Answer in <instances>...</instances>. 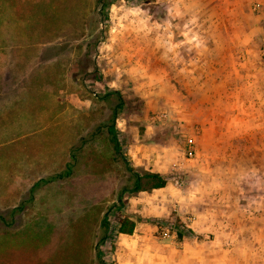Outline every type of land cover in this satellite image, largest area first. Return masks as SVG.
I'll return each mask as SVG.
<instances>
[{
  "label": "rangeland",
  "instance_id": "374dc122",
  "mask_svg": "<svg viewBox=\"0 0 264 264\" xmlns=\"http://www.w3.org/2000/svg\"><path fill=\"white\" fill-rule=\"evenodd\" d=\"M101 1L106 16L97 0H0V264H98L90 244L116 264V217L151 218L152 195L175 204L153 218L210 241L206 264H264L252 244L264 227V0ZM208 63L231 79L203 96ZM112 115L136 171H153L157 149L168 167V190L125 191L120 209L131 179L99 127ZM71 151L69 175L33 186Z\"/></svg>",
  "mask_w": 264,
  "mask_h": 264
},
{
  "label": "crops",
  "instance_id": "0c3cea01",
  "mask_svg": "<svg viewBox=\"0 0 264 264\" xmlns=\"http://www.w3.org/2000/svg\"><path fill=\"white\" fill-rule=\"evenodd\" d=\"M215 56V53H213ZM221 57H232L230 53H224ZM220 57V58H221ZM229 62V61H228ZM227 69L230 71L229 63H226ZM223 72L215 65V63H208L202 70V74L198 78V87H203L202 95L206 96V90L215 89L221 84H225L231 79V76L223 75ZM223 76V77H222ZM165 154L160 150H155L151 153L153 160V170L161 174L167 172V164L163 163ZM216 188V185H215ZM168 190V183L162 188L153 189V191H166ZM153 194V193H152ZM236 194V193H234ZM231 196L232 194L229 193ZM153 199H149L154 209L153 213L147 214L146 217L168 218L170 210L158 208L160 205H168V202L173 206L174 202L168 196L158 198L152 195ZM151 195L148 197L151 198ZM214 196L218 199L225 197V190L215 189ZM155 198V199H154ZM181 219L182 217L178 215ZM258 218H261L259 216ZM183 220V219H182ZM193 232V238L190 239H177L172 233L169 236H162L158 234L159 226L147 222H134V228L131 234H119L117 244V263L116 264H206L204 259V251L210 241L196 240L197 235H201L200 229L194 228L191 224L188 226ZM253 233H255V240L258 234L263 235V239H257L253 244L254 249L263 250L264 262V227L262 225L256 226Z\"/></svg>",
  "mask_w": 264,
  "mask_h": 264
},
{
  "label": "trees",
  "instance_id": "16d2710c",
  "mask_svg": "<svg viewBox=\"0 0 264 264\" xmlns=\"http://www.w3.org/2000/svg\"><path fill=\"white\" fill-rule=\"evenodd\" d=\"M97 3L99 5L98 13H103L104 9L107 8V4L102 2L101 0H97ZM104 16L106 14L103 13ZM113 116L111 117L110 121H107V123H101L99 127L104 128L105 133H106V138L108 140V144L110 146V150L113 152V154L118 157V163L121 164V168L123 171L128 175V177L131 179V184L129 187H121L119 193L117 194V203L120 205L115 206L113 205L116 209H120L123 206V201L121 194L125 191L127 192H138V191H150L152 189H158L162 188L165 183H166V176L164 174L154 172V171H147V170H142V171H136L135 168L129 163L128 159L125 157V153L120 151L122 145L120 144L119 138L116 136L117 132L114 128L113 125ZM92 139V137H90ZM79 141H83V137H80ZM107 162H110V159H107ZM76 161V155L71 151L69 154V161L66 162L65 168L60 171L59 173L49 175L45 178L38 179L33 186H36L38 184H44L47 182H51L57 179H61L63 177H66L72 172V168H74V163ZM107 163V164H108ZM31 192L32 188L29 189V197L28 200H30L31 197ZM23 204V202L21 203ZM16 209H13L11 211H19L20 208L15 207ZM115 226L114 229L111 231L114 236L117 234H131L133 228H134V222L130 219V215L127 213H122L118 215L115 219ZM138 221L145 220L146 222H150L152 224H155L157 226L164 225L165 227L168 228V231L173 233L177 239H188L190 236L193 234L192 230L184 225L177 217L173 219H165V220H158L156 218H144L142 219L139 217L137 219ZM78 221V222H77ZM81 219H76L75 220V227L77 226V223L80 224L81 226ZM68 223L61 224L57 227H52V229L55 231L56 228L60 227L59 229H62V231H65V227L68 226ZM49 228V227H48ZM48 228H45L43 230H47ZM110 229L109 221L107 219V215L104 214L99 222V226L97 229V239L99 240H106L108 239V232ZM40 230V231H43ZM39 231V232H40ZM46 232V231H44ZM88 251H93V257L97 260L98 264H103V260L100 257V254L98 252L97 246L94 244H90L89 247L87 248ZM75 264H85L84 261L76 259Z\"/></svg>",
  "mask_w": 264,
  "mask_h": 264
},
{
  "label": "built area",
  "instance_id": "2783aa9c",
  "mask_svg": "<svg viewBox=\"0 0 264 264\" xmlns=\"http://www.w3.org/2000/svg\"><path fill=\"white\" fill-rule=\"evenodd\" d=\"M185 153V156L190 158L193 156V153H194V150H193V147H192V141L191 140H188V143H187V146H186V149L184 151ZM178 182H181V181H178L176 179H174V183L177 184ZM159 232H160V235H164V236H169L170 234H172L171 232L168 231V228L165 227V226H159Z\"/></svg>",
  "mask_w": 264,
  "mask_h": 264
}]
</instances>
